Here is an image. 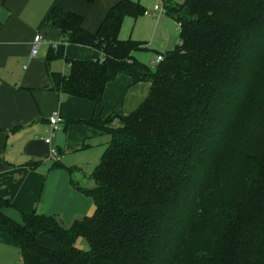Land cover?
I'll list each match as a JSON object with an SVG mask.
<instances>
[{
	"label": "trees",
	"instance_id": "16d2710c",
	"mask_svg": "<svg viewBox=\"0 0 264 264\" xmlns=\"http://www.w3.org/2000/svg\"><path fill=\"white\" fill-rule=\"evenodd\" d=\"M166 4L180 42L155 71L134 56L143 43L119 36L127 15L146 13L135 0L114 4L95 33L58 7L46 19L67 44L103 52L66 60L69 74L51 75L52 90L99 106L119 75L151 89L130 115L80 122L87 140L109 139L92 172L72 180L94 201L93 215L69 226L38 213L18 222L0 198V233L17 243L24 264H264V133L247 129L251 118L264 129V0ZM63 46L47 61L65 58ZM241 132L233 162L243 167L223 171L221 158Z\"/></svg>",
	"mask_w": 264,
	"mask_h": 264
},
{
	"label": "crops",
	"instance_id": "0c3cea01",
	"mask_svg": "<svg viewBox=\"0 0 264 264\" xmlns=\"http://www.w3.org/2000/svg\"><path fill=\"white\" fill-rule=\"evenodd\" d=\"M119 1L97 0L90 5L78 0H0V198L10 201L13 207L4 212L18 222L22 221V213L60 217L66 225L90 215L94 201L77 191L72 180L81 183L84 175L92 172L109 139L101 136L87 140L86 126L80 122L105 119L115 112L130 115L150 95L151 83L132 84L124 75L107 84L99 106L51 89V75L69 74L66 60L103 59L99 49L67 44L59 30L49 29L46 19L52 9L58 7L83 16L85 29L95 33ZM162 3L164 7L166 3L174 4L171 0ZM155 8L146 11L144 17L160 25L166 20V13L160 14ZM172 20L180 31L179 24ZM37 34L44 41L38 55L31 57ZM53 42L61 47L66 44L65 58L48 62ZM149 46L134 54L137 61ZM156 52V57L162 54ZM55 112L63 118L62 129L47 144L44 139L51 135L48 119ZM87 143L90 145L86 146ZM56 149L59 160L54 162L50 152ZM0 243L17 245L3 233Z\"/></svg>",
	"mask_w": 264,
	"mask_h": 264
},
{
	"label": "rangeland",
	"instance_id": "374dc122",
	"mask_svg": "<svg viewBox=\"0 0 264 264\" xmlns=\"http://www.w3.org/2000/svg\"><path fill=\"white\" fill-rule=\"evenodd\" d=\"M145 7V10H152L156 5H162V0H136ZM174 4H183L186 0H171ZM145 14H142L138 19L135 20L134 17L127 15L125 17V21L121 30V37L124 40L134 39L137 41L144 43L145 46H149L148 51L143 52L139 55V62L142 64H146L152 71L157 69V65L151 64L152 61L156 59V51H160L163 55L175 47L179 42V31L176 30V24L172 19L165 16V21L160 25H156L152 20L144 17ZM134 39V40H136ZM154 47L155 49H153ZM253 118L249 120L248 128L251 131V135L254 137L262 138L264 129L263 126L257 124L255 120L252 121ZM118 124V118L115 117L112 125ZM243 132V131H242ZM239 133L235 140L230 144H233V147L229 149V153H225L220 161V166L223 171H230L231 167H235L241 169L242 165H236L235 162V151L234 146L244 140V136ZM256 139V138H255ZM233 153L235 155H233ZM95 212V208L90 215H93ZM69 226V225H68ZM77 246L84 250H89V246L83 238H79L77 240ZM0 264H24L22 262V254L20 248L15 244L13 247L6 243H0Z\"/></svg>",
	"mask_w": 264,
	"mask_h": 264
},
{
	"label": "built area",
	"instance_id": "2783aa9c",
	"mask_svg": "<svg viewBox=\"0 0 264 264\" xmlns=\"http://www.w3.org/2000/svg\"><path fill=\"white\" fill-rule=\"evenodd\" d=\"M159 11L160 14H165L166 12V8L164 6H161V5H157L156 8H155V11ZM179 27H180V24H179ZM34 43L32 45V49H31V57H36L38 55V48L39 46L43 43L44 41V38L41 34H37L35 37H34ZM51 50L54 51V52H58L60 49H61V44L57 43V42H53L51 44ZM164 59V55L163 54H158L156 59L154 61L151 62V64L153 65H157ZM48 122H49V125L51 127V135L46 137L44 139V141L47 143V144H51V139H52V136L54 135V133L58 130H61L62 129V123H63V118L62 116L55 112V114L51 115L48 119ZM50 157H52V161L54 162H57V160H59V152L58 150H51L50 152Z\"/></svg>",
	"mask_w": 264,
	"mask_h": 264
}]
</instances>
